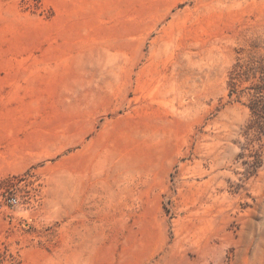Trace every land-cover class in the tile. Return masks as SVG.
I'll return each mask as SVG.
<instances>
[{
	"label": "rangeland",
	"instance_id": "374dc122",
	"mask_svg": "<svg viewBox=\"0 0 264 264\" xmlns=\"http://www.w3.org/2000/svg\"><path fill=\"white\" fill-rule=\"evenodd\" d=\"M263 55L264 0H0V264H264Z\"/></svg>",
	"mask_w": 264,
	"mask_h": 264
},
{
	"label": "trees",
	"instance_id": "16d2710c",
	"mask_svg": "<svg viewBox=\"0 0 264 264\" xmlns=\"http://www.w3.org/2000/svg\"><path fill=\"white\" fill-rule=\"evenodd\" d=\"M228 94L237 100L245 99L243 104L248 109V118L243 127V134L248 145L264 147V55L250 57L246 61H236L228 78ZM260 165L257 157L252 166Z\"/></svg>",
	"mask_w": 264,
	"mask_h": 264
},
{
	"label": "built area",
	"instance_id": "2783aa9c",
	"mask_svg": "<svg viewBox=\"0 0 264 264\" xmlns=\"http://www.w3.org/2000/svg\"><path fill=\"white\" fill-rule=\"evenodd\" d=\"M11 201H12V199H11Z\"/></svg>",
	"mask_w": 264,
	"mask_h": 264
}]
</instances>
